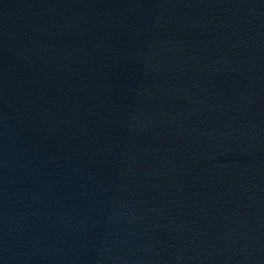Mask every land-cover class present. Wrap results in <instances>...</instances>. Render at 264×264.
I'll return each mask as SVG.
<instances>
[{
  "label": "water",
  "instance_id": "1",
  "mask_svg": "<svg viewBox=\"0 0 264 264\" xmlns=\"http://www.w3.org/2000/svg\"><path fill=\"white\" fill-rule=\"evenodd\" d=\"M0 264H264V0H0Z\"/></svg>",
  "mask_w": 264,
  "mask_h": 264
}]
</instances>
